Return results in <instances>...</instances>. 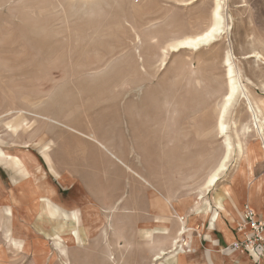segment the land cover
Wrapping results in <instances>:
<instances>
[{"label":"rangeland","instance_id":"rangeland-1","mask_svg":"<svg viewBox=\"0 0 264 264\" xmlns=\"http://www.w3.org/2000/svg\"><path fill=\"white\" fill-rule=\"evenodd\" d=\"M214 6L213 0H0V151L18 147L23 131L48 132L59 124L42 113L102 142L104 156L87 149L106 167V184L121 185L123 209H129L127 195L150 186L115 158L152 186L163 179L174 196L199 198L224 154L217 117L227 91L223 57L229 52L244 92L225 117L232 145L227 168L205 199L221 193L233 173L252 175L264 156L262 140L255 129L243 127L252 126L248 101L264 118V0H220L226 26L220 38L196 51L167 52L161 67L168 42L205 29ZM51 145L49 140L40 152L56 174L48 157ZM7 154L0 166L16 183L25 170L17 155ZM260 199L255 206L264 220ZM45 202L51 215L72 218L69 231L42 239L9 223L10 207L0 208V264H192L184 247L155 260L160 248L170 250L177 234L169 225L163 230L135 222L146 217L128 210L115 215L116 204L104 215L89 205L80 216ZM200 204L204 209L206 203ZM162 230L163 238L157 233ZM71 235L76 242L67 240Z\"/></svg>","mask_w":264,"mask_h":264},{"label":"crops","instance_id":"crops-1","mask_svg":"<svg viewBox=\"0 0 264 264\" xmlns=\"http://www.w3.org/2000/svg\"><path fill=\"white\" fill-rule=\"evenodd\" d=\"M47 117L57 120L60 124H55L57 126L48 132L41 128L33 129L29 133L23 131L24 133L18 135L20 138L18 147H7L4 149L5 153L0 151V158L7 157V152L17 155L25 170V174L19 175L17 182L13 183L10 171L0 166V208L3 212L5 207L11 208L9 223L11 220V223L17 224L22 231L40 235L42 239H51L54 232L64 236L69 231L72 218H65L59 214L51 215L46 207L45 198L67 213L77 210L80 216L85 215L89 205L98 208L104 215L105 208L116 204L118 210L114 212L115 215L128 210L129 214L146 217V219H136L135 222L143 220L146 225L156 223L163 230L166 225H169L170 230L173 229L175 233L181 225L186 238L182 234L175 235L182 242L178 244L177 251H181L183 247L186 248L187 256L192 264H247V261L252 264L246 253L232 250L228 246L244 237V231H238L237 225L245 206L251 207L254 214L262 220L261 212L256 210L255 204L256 200L261 204L260 196H264V156L256 160L252 167V175L234 176L235 173H233L222 184L221 193L217 192L215 196H210L209 202L205 196L220 180L203 193L201 198L174 196L170 192L169 181L157 178L156 186H152L137 173L144 180L141 181L150 186V189H141V187L127 195L129 209L125 207L123 209L125 193L120 192L121 185L117 187L115 180L106 184V167L102 165L98 157L90 150L88 151L91 148L92 151L104 156L102 142L92 133H85L59 119ZM65 117L70 118L71 114L68 113ZM88 135L94 138H88ZM256 139L259 140V137L257 136ZM49 140L52 141V145L48 150V157L56 174L50 170L40 152V148ZM115 159L118 160V158ZM119 160L118 162L123 165L124 163ZM125 169L129 172L133 170L127 165ZM193 174L195 175V172ZM186 178L188 176L182 181ZM118 182L122 183L120 178ZM177 188L181 193L182 186L178 185ZM249 196H253L254 199L251 200ZM201 201L206 203L204 209H201ZM213 201L214 208L211 205ZM217 203H220L224 210L220 209ZM4 216L8 217L5 213ZM172 221L173 225L170 227ZM163 230L157 233L162 236ZM160 250L161 248L158 252ZM167 252L172 253L169 249ZM183 254L186 255L185 250L180 253V255ZM164 256L165 254L157 260L163 259Z\"/></svg>","mask_w":264,"mask_h":264},{"label":"bare ground","instance_id":"bare-ground-1","mask_svg":"<svg viewBox=\"0 0 264 264\" xmlns=\"http://www.w3.org/2000/svg\"><path fill=\"white\" fill-rule=\"evenodd\" d=\"M213 1H215V6H214L215 8L211 12L212 13L211 14V21H210L209 25L205 29L201 30L200 32H198L196 34L184 35L182 37H179V38H176V39H172L170 42H168L167 47L163 48V58L161 60L162 69H163V67H165V64H166V60H165L166 58L165 57H166L167 52H177V51H179L181 49H187V50L196 51V50L200 49L201 47L208 46V45L214 43L225 32V28H224L225 25H224V22H223V19H222L221 15H220V12H219L220 0H213ZM213 29H215V31H213ZM209 33H211V35H209ZM223 65L225 67V76H226V79H227V91H226V93H225V95L223 97V101H222V104L220 106V111L218 113L217 130H218L219 134L223 135V142H224L225 149H224V154L221 157L220 161L218 162V164L213 168V170L207 176V179H206V181H205V183L203 185V191L200 192V195L198 194L199 198H201L203 193H205L208 190H210V188L213 187L220 180V175L227 168V162H228V160L230 158L232 145H231L230 137L227 134V124L225 123V117H226V114H227V110L229 109V107L232 104L233 100H235V98L238 95H241L244 92L243 91L244 87L241 84L239 73L236 72L235 69H234V66L232 64L231 56H230L229 52H227L226 55L223 57ZM246 100H248V99L246 98ZM247 105H248V110L250 111V116H251L250 120H251V123H252L251 125L252 126L244 125L243 132H248V131L251 130V128L255 129V131L261 136V140H262V154H264V118H262L261 115H260V109L257 108L255 110L254 107L251 105L250 101L247 102ZM40 117H42L43 119H45L47 121L53 122V123H59L57 120L49 118L47 116H42L41 115ZM70 128H71V126H70ZM88 138L92 139L94 137H92L91 135H88ZM93 142H95V141H93ZM111 156H112V154H111ZM113 158H114V156H113ZM118 160H117V162H118ZM125 167H126V165H125ZM130 171L134 175L139 176L138 178L140 180H143L142 177L137 174V172H135L134 170H130ZM45 200L49 201L47 199H45ZM217 205H218V207L220 209L224 210V207L220 203H217ZM206 211H208V210H206ZM76 222H79L78 218L76 219ZM238 231H242V232L244 231V233H245L247 231V226H243V228L238 229ZM176 232H177V235H181V234L184 235L183 234L184 228L181 227V225H180V227L178 228V230ZM261 234L264 237V229L261 232ZM77 239H79V238H77ZM67 240L69 242H76L75 237L72 236V235L71 236H67ZM80 241H82V240H80ZM171 241H172V245H171V249L169 250V252H171V251L174 252L178 248L177 246H178L179 240L176 237H174L173 240H171ZM238 251L242 252L241 250H238ZM166 253L168 254L167 251L164 252V250L161 249L160 252L155 254V257H154L155 260H157L158 258H161V256L164 255V254L166 255ZM180 253H182V252H180ZM247 264H249L248 261H247Z\"/></svg>","mask_w":264,"mask_h":264},{"label":"built area","instance_id":"built-area-1","mask_svg":"<svg viewBox=\"0 0 264 264\" xmlns=\"http://www.w3.org/2000/svg\"><path fill=\"white\" fill-rule=\"evenodd\" d=\"M247 226L242 240L230 244L232 250H241L250 258L252 264H261L264 258V237L261 232L264 229V220H260L248 206H245L240 214L237 229Z\"/></svg>","mask_w":264,"mask_h":264},{"label":"snow or ice","instance_id":"snow-or-ice-1","mask_svg":"<svg viewBox=\"0 0 264 264\" xmlns=\"http://www.w3.org/2000/svg\"><path fill=\"white\" fill-rule=\"evenodd\" d=\"M213 31H215V29H213ZM209 35H211V33H209Z\"/></svg>","mask_w":264,"mask_h":264}]
</instances>
